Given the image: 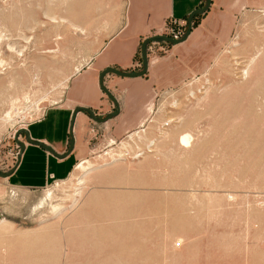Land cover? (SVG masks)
Returning <instances> with one entry per match:
<instances>
[{"label":"rangeland","instance_id":"1","mask_svg":"<svg viewBox=\"0 0 264 264\" xmlns=\"http://www.w3.org/2000/svg\"><path fill=\"white\" fill-rule=\"evenodd\" d=\"M124 6L0 0V173ZM253 9L220 17L212 60L160 85L146 121L119 139L92 130L65 179L0 175V264H264V0Z\"/></svg>","mask_w":264,"mask_h":264},{"label":"crops","instance_id":"2","mask_svg":"<svg viewBox=\"0 0 264 264\" xmlns=\"http://www.w3.org/2000/svg\"><path fill=\"white\" fill-rule=\"evenodd\" d=\"M202 3L203 0H125L115 31L103 38L97 50L71 75L59 101L28 125L26 140L7 176L8 182L21 188L41 189L52 181L65 179L87 151L92 130L102 131L112 140L121 138L146 121L160 85L196 74L197 61L212 60L205 56L203 46L215 43L218 48L221 44L220 17L230 16L234 21L235 14L263 7V0H211L207 12L200 19L193 18L185 40L161 44L159 48L165 52L151 56L145 74L104 76L105 86L119 104L117 115L99 123L79 110L72 120L77 107L90 108L101 118L114 112L112 100L99 88V73L107 67L139 70L135 63L141 59L142 40L158 31L168 19L187 20L190 12ZM223 36L227 37V33Z\"/></svg>","mask_w":264,"mask_h":264},{"label":"water","instance_id":"3","mask_svg":"<svg viewBox=\"0 0 264 264\" xmlns=\"http://www.w3.org/2000/svg\"><path fill=\"white\" fill-rule=\"evenodd\" d=\"M211 4V0H205L204 2V6L201 8H196L194 10H192L190 12V14L187 17V27H186V31L185 34L183 35L182 38L176 40V39H172L170 37L164 36V35H155V36H148L146 38H144L140 44V53H141V62H142V66L139 70L136 71H126V70H120L117 69L115 67H107L104 68L98 75V85L99 88L104 92V94L112 100L113 104L115 105V111L111 112L109 114H107L104 117H98L95 115L94 111L91 110L90 108L87 107H77L75 109H73L72 112V120H74L75 115L77 113V111L79 110H84L88 113L89 117L95 121V122H104L110 118H112L113 116L117 115L119 113V104L117 102V99L113 96V94L108 90V88L105 86L104 82H103V78L106 74L108 73H113L119 76H128V77H134V76H140L146 73L147 71V67H148V56H147V45L152 42V41H165L169 44H176L179 42H182L183 40H185L192 28L193 25V18L196 15H201L203 13H205ZM26 132V131H25ZM23 147V144L21 145V148ZM20 148V150H21ZM12 172V170H10L7 173H0L1 176L3 177H7L10 175V173Z\"/></svg>","mask_w":264,"mask_h":264},{"label":"built area","instance_id":"4","mask_svg":"<svg viewBox=\"0 0 264 264\" xmlns=\"http://www.w3.org/2000/svg\"><path fill=\"white\" fill-rule=\"evenodd\" d=\"M186 27H187V21L186 20L168 19L163 24V26L161 28H159V30L156 31L151 36L164 35V36L170 37L172 39L178 40V39L182 38L183 35L185 34ZM161 44H163V46H164L165 44H169V43H167L165 41H152L147 45L148 60L151 58V56H154V53L157 50H163V52H165L164 48H161V49L159 48L161 46ZM135 66L137 68H141V66H142L141 59H139L135 63ZM17 156H16L15 160L17 159Z\"/></svg>","mask_w":264,"mask_h":264},{"label":"bare ground","instance_id":"5","mask_svg":"<svg viewBox=\"0 0 264 264\" xmlns=\"http://www.w3.org/2000/svg\"><path fill=\"white\" fill-rule=\"evenodd\" d=\"M49 18H51L52 19V21H57L58 23H68V21L69 20H67L66 18H64V17H55V16H52V15H50V17ZM73 27H74V25H72ZM7 48L11 51V50H13V49H15V48H13L11 45H8L7 46ZM1 61V60H0ZM68 80V78L66 79V81ZM190 134H188V133H184V134H182V136H181V138H180V140H181V142H183L184 144H187V143H189V141H190ZM82 164V163H81ZM80 164V165H81ZM90 166H85V167H83V169L82 170H88V168H89ZM49 193H48V190H47V193L45 194V196L46 195H48ZM51 194V193H50Z\"/></svg>","mask_w":264,"mask_h":264}]
</instances>
